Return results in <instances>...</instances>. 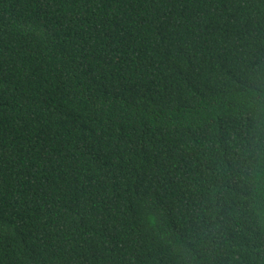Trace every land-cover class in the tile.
I'll use <instances>...</instances> for the list:
<instances>
[{
  "label": "trees",
  "instance_id": "16d2710c",
  "mask_svg": "<svg viewBox=\"0 0 264 264\" xmlns=\"http://www.w3.org/2000/svg\"><path fill=\"white\" fill-rule=\"evenodd\" d=\"M0 264H264V0H0Z\"/></svg>",
  "mask_w": 264,
  "mask_h": 264
}]
</instances>
